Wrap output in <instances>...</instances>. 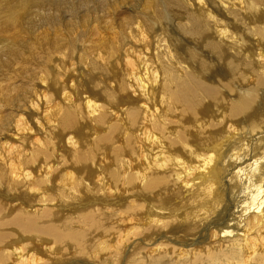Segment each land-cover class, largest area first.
Returning a JSON list of instances; mask_svg holds the SVG:
<instances>
[{
	"label": "bare ground",
	"instance_id": "obj_1",
	"mask_svg": "<svg viewBox=\"0 0 264 264\" xmlns=\"http://www.w3.org/2000/svg\"><path fill=\"white\" fill-rule=\"evenodd\" d=\"M0 264H264V0H0Z\"/></svg>",
	"mask_w": 264,
	"mask_h": 264
},
{
	"label": "rangeland",
	"instance_id": "obj_2",
	"mask_svg": "<svg viewBox=\"0 0 264 264\" xmlns=\"http://www.w3.org/2000/svg\"><path fill=\"white\" fill-rule=\"evenodd\" d=\"M90 249H91V254L92 255H94L95 254V251L97 250H100L101 249V247L99 246V240H97V239H94V241L93 240H91L90 241V244H89V246H88V251L90 252Z\"/></svg>",
	"mask_w": 264,
	"mask_h": 264
}]
</instances>
